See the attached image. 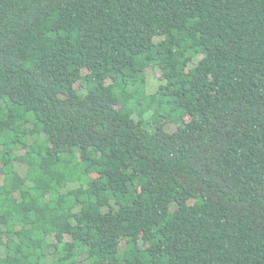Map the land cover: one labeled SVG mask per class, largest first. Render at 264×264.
Wrapping results in <instances>:
<instances>
[{"label":"trees","instance_id":"16d2710c","mask_svg":"<svg viewBox=\"0 0 264 264\" xmlns=\"http://www.w3.org/2000/svg\"><path fill=\"white\" fill-rule=\"evenodd\" d=\"M0 264H264V0H0Z\"/></svg>","mask_w":264,"mask_h":264}]
</instances>
